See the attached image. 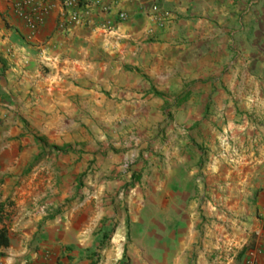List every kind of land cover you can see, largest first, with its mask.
Segmentation results:
<instances>
[{"label": "crops", "instance_id": "0c3cea01", "mask_svg": "<svg viewBox=\"0 0 264 264\" xmlns=\"http://www.w3.org/2000/svg\"><path fill=\"white\" fill-rule=\"evenodd\" d=\"M17 1L0 0V169H28L33 159L43 169L44 158L57 157L47 146H76L68 128L89 136L83 159L98 169L62 214L34 212L29 198L21 213L8 212L0 227H8L10 245L0 248V264H264V0H108L109 14L65 29L61 0H36L46 9L37 29ZM157 8L171 12L162 27L150 16ZM120 11L130 19L121 21ZM184 39L213 47L211 86L199 84L202 69L158 64L137 72L146 60L176 61L139 50L177 48ZM224 46L260 53L230 55L223 74ZM226 93L237 149L208 156L179 126L202 119L186 111H203L210 94L220 104ZM166 109L178 111L172 123ZM126 122L140 125L138 148L104 152L109 134L121 145ZM146 139L152 150L140 155ZM132 155L141 158L131 179L122 163ZM235 155L237 164L221 160ZM17 180H6L0 200Z\"/></svg>", "mask_w": 264, "mask_h": 264}, {"label": "rangeland", "instance_id": "374dc122", "mask_svg": "<svg viewBox=\"0 0 264 264\" xmlns=\"http://www.w3.org/2000/svg\"><path fill=\"white\" fill-rule=\"evenodd\" d=\"M184 40L185 41L182 42V45L180 44V46L177 48L176 46L178 44L171 43L164 49H149L147 46L139 50V52L144 53L146 56L149 53L154 52L168 53L169 55L174 54L176 56V61L173 62L171 58V60L169 59L168 62L162 63H153L146 60L144 63H142L143 65L140 68L137 67V72L145 71L146 69H150L154 65L158 66V64H161V68L163 64H168L169 67L170 65L174 66L175 68L179 67V71H189V73L202 69L201 72H203L205 76L203 77V79H200L199 84L211 86L212 79L210 78V75L212 62L209 59H211L213 47L192 46L191 41H187L186 39ZM256 48L257 49H252L250 47L244 46H235L234 50L237 49V51H229L228 46L221 47L222 58L224 57L221 63L222 73L226 74L229 69L228 65L230 55L234 56L235 54H243L246 52L260 53L259 47ZM178 55L180 56V58H178ZM250 65L252 64L237 63L238 68L242 67V69ZM141 76V81H145L146 78L144 74H141ZM257 82H259V80ZM222 84L226 86L228 85V77L226 75L225 80L224 82H222ZM261 96L262 94H255L254 101H260ZM228 101V93H226V95H222L220 104L214 103L212 94H210L208 105L203 111H186L190 113L196 112V114L202 117V119L191 126H179V129L182 131L181 133L183 136H192L194 137V139H198L200 141V144L202 143V149L205 155L209 156V154L216 151L218 152V150L220 149L225 155H227L228 153H234V151L237 149V143L235 144L234 140L230 136V127L228 126L230 118L227 104ZM130 113L132 114V112L126 111V115H130ZM177 113L178 111L176 110L166 109L163 113L165 116V121H167L168 123H172V121H175ZM196 114H192L191 116H195ZM246 116L248 117V115ZM239 117L242 119L245 117L244 111L240 112ZM200 125H203L201 129L200 127H198ZM92 128L94 130L96 129L98 133L101 130L104 133L106 129L105 127L101 126ZM119 129H123L122 134H119L121 145L119 147L115 146V142L111 141V139L114 137L112 134H109L108 137L110 141L109 144L105 146L104 149H102L104 152L112 149L126 152L138 148L136 139L138 138L140 125L137 122H134V124L132 125L126 122L125 125L120 127ZM109 130H111V128H109ZM84 132L82 131L75 135L73 131H70V129L68 128V133L65 137L68 138V136L70 135L72 138H78L75 139V147H66L67 144L56 148L47 146L45 154L47 155L48 153L51 154L55 152L57 157L55 160L52 158H44V161L46 163L45 166H43V169H36V166L38 165L40 159H33L28 169H0V172L2 173V177L0 178V197L3 192L2 187L4 184H6V180L8 181L11 177H18L17 182L13 184L12 189H10L9 197L6 200H3L7 201L10 204L11 207L8 208V212L10 214H18L22 212V208L24 206L22 205L21 201L25 198H29L32 200L31 207L34 208V212H43L45 213L46 217H52L54 215L64 213L67 209H69L75 199L83 198V194L80 196V193L83 192L84 186L89 180V174L95 169H98L97 163H95V161H92V164H86V161L83 159L84 154L87 153L86 147L90 143L89 136L86 137V135L83 134ZM61 138H64V136L62 135ZM81 138L83 140H81ZM145 142L148 143V147L140 151V155L142 152L148 154L152 150V139H146ZM99 150L101 151V149ZM139 158L141 157L132 155L122 163L124 169L123 173H132L131 179L135 176L133 166ZM206 160H209V157H207ZM221 160L227 164H237L240 159L235 155L231 158L227 156L222 157ZM94 163L96 167H94ZM29 182L32 183L31 186H27V183Z\"/></svg>", "mask_w": 264, "mask_h": 264}, {"label": "built area", "instance_id": "2783aa9c", "mask_svg": "<svg viewBox=\"0 0 264 264\" xmlns=\"http://www.w3.org/2000/svg\"><path fill=\"white\" fill-rule=\"evenodd\" d=\"M50 1V0H49ZM66 11L65 27L72 23L79 25L87 21L93 13L111 12L108 0H61ZM15 10L23 18V20L32 28L37 29L42 23L45 7L36 0H19L15 2ZM152 21L158 26H164L166 21L171 17V12L167 9H153L150 13ZM119 19L128 21L129 14L126 11H120ZM108 24V23H106Z\"/></svg>", "mask_w": 264, "mask_h": 264}, {"label": "trees", "instance_id": "16d2710c", "mask_svg": "<svg viewBox=\"0 0 264 264\" xmlns=\"http://www.w3.org/2000/svg\"><path fill=\"white\" fill-rule=\"evenodd\" d=\"M8 205H10L7 201L0 200V223L3 222V220L6 217V214L8 213ZM10 245V234L9 229L7 226H1L0 227V248L2 247H8ZM4 255L2 251H0V256Z\"/></svg>", "mask_w": 264, "mask_h": 264}]
</instances>
